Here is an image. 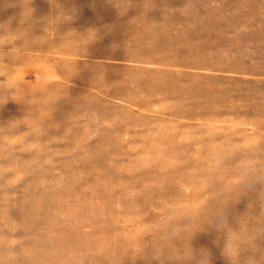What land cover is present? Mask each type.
<instances>
[{
	"label": "rangeland",
	"instance_id": "374dc122",
	"mask_svg": "<svg viewBox=\"0 0 264 264\" xmlns=\"http://www.w3.org/2000/svg\"><path fill=\"white\" fill-rule=\"evenodd\" d=\"M21 2L30 14V0H0V44L24 39L11 49L15 63L0 59V77L15 85L0 122L26 114L16 125L31 127L36 114L48 119L52 140L64 144L55 175L67 177L83 208L99 213L44 246L40 264H60L63 250L98 238L119 245L149 230L158 195L194 171L202 148L180 133L212 126L264 134V0H115L121 15L110 0H32L30 28L11 33L21 27ZM69 30L76 32L61 42ZM149 144L159 167L130 179L131 162ZM165 146L177 160L163 155ZM131 182L143 185L142 210L114 214L112 201ZM213 239L199 233L192 244L226 264Z\"/></svg>",
	"mask_w": 264,
	"mask_h": 264
},
{
	"label": "clouds",
	"instance_id": "9594fccd",
	"mask_svg": "<svg viewBox=\"0 0 264 264\" xmlns=\"http://www.w3.org/2000/svg\"><path fill=\"white\" fill-rule=\"evenodd\" d=\"M31 2L30 14L21 2V27L9 29L11 33L30 28L34 12ZM110 2L121 15L122 8L115 0ZM73 31L66 32L61 42ZM89 31L96 33L88 29L86 34ZM4 35L0 32V38ZM35 38L28 37L30 41ZM23 45V38L14 45L0 44V59L15 63L17 56L11 49ZM14 87L8 77H0V106L13 100ZM25 115L0 122V264H40L42 248L55 246L64 229L99 214L95 208L80 205L69 189L67 177L55 175L61 167L63 157L59 153L64 144L52 140L55 136L49 134L53 127H49L48 119L36 114L34 126H17L16 121ZM65 124L63 133L69 117ZM238 131L243 134L232 135L206 126L180 133L193 137L190 143L201 144L202 148L192 163L194 171L158 195L156 211L147 218L149 230L137 234L135 241L119 245L98 238L87 245L67 248L61 253L60 264H123L125 258L131 264L138 260L145 264H213L210 248L193 247L192 241L199 233L214 234L212 243L226 264H264V134ZM18 136L22 139L17 140ZM163 155L178 159L166 146ZM159 165L157 150L146 145L131 162L130 179ZM119 191V200L111 203L112 212L139 214L143 185L131 182ZM56 194L63 198L55 199ZM244 200V210L237 212V205ZM14 211L19 212L18 218Z\"/></svg>",
	"mask_w": 264,
	"mask_h": 264
}]
</instances>
